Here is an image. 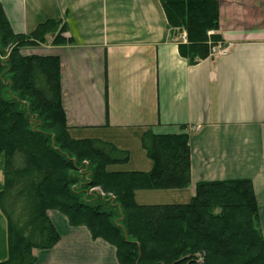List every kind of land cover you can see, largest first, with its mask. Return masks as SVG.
Instances as JSON below:
<instances>
[{"label": "crops", "instance_id": "obj_1", "mask_svg": "<svg viewBox=\"0 0 264 264\" xmlns=\"http://www.w3.org/2000/svg\"><path fill=\"white\" fill-rule=\"evenodd\" d=\"M0 3L16 33L45 19L57 22L52 39L60 30L64 42H52L44 54L59 57L70 135L100 138L130 153L126 163L108 170H150L152 161L140 144L144 131L186 128L190 184L137 190V203L187 202L198 182L248 179L264 237V0H216L217 32L226 49L194 63L179 53L186 33L168 24L160 0ZM1 213L0 261L8 252ZM48 216L60 239L48 249H34V264H120L114 246L93 238L85 226L70 225L55 210Z\"/></svg>", "mask_w": 264, "mask_h": 264}, {"label": "trees", "instance_id": "obj_2", "mask_svg": "<svg viewBox=\"0 0 264 264\" xmlns=\"http://www.w3.org/2000/svg\"><path fill=\"white\" fill-rule=\"evenodd\" d=\"M160 1L168 24L186 33L178 49L190 63L206 57L222 40L214 17L216 0ZM56 25L52 19L40 22L30 32L32 40L53 35ZM21 35L12 31L0 3V45L16 42ZM52 42H64L60 30ZM2 64L0 211L7 221L8 252L0 264H34V249H48L60 239L49 210L113 245L120 264H264L258 202L248 179L198 182L187 202L135 201L137 190L188 187L186 128L165 134L144 131L140 144L152 161L150 170H108L109 165L126 163L130 153L110 141L70 135L61 105L59 57L20 54L14 47L12 58ZM24 99L30 114L44 121L30 120L20 102ZM86 158L97 164L86 172L81 187L85 190L77 193L70 189L77 179L66 171H77ZM95 186L104 195L87 193Z\"/></svg>", "mask_w": 264, "mask_h": 264}, {"label": "rangeland", "instance_id": "obj_3", "mask_svg": "<svg viewBox=\"0 0 264 264\" xmlns=\"http://www.w3.org/2000/svg\"><path fill=\"white\" fill-rule=\"evenodd\" d=\"M37 24H39V23H37ZM37 24L31 30L20 33L22 35H21V37L16 38L17 39L16 42L12 43L11 39H10V40H6V42H4L5 44L0 45V47L2 49V51H0V62H1L0 64H2L3 62H4L3 64H7L8 58L9 57L12 58V49L14 47L18 48L20 54H44L45 53L44 50H46V48L48 49V45L52 46V35H46L44 37V39H41V38L35 39L34 38V40H32L33 39V35H31L30 32L35 29ZM11 29H12V27H11ZM3 31H4V29H3ZM12 31L15 32L13 29H12ZM24 41L26 43H23ZM46 54H48V53H46ZM0 72L5 73V68H4V70H1ZM15 94L12 93V96H15ZM20 102L22 104L26 105V111H27L26 113H27L28 117L30 118V120H32V122H35V121L42 122V121H44V117H38L36 114H30V108H28V105H27L25 99L24 100H20ZM52 122H54V121H52ZM52 132H54V131L52 130ZM133 155L135 156V154H133ZM72 159H73V161L76 160L74 157H72ZM96 164L97 163H96V161L94 159L86 158V159L81 160V163L79 165V169L77 171H66L68 176H71L72 178L77 179V184L71 185L70 189L74 190L77 193L81 192V190L83 192L85 189L84 188L81 189V187H83V183L82 182L89 176L88 173H86V172L92 170ZM115 168L118 169L119 165L118 166L117 165H113V166L109 165V169H115ZM120 168H127V166H120ZM3 179H4L3 157H2V155H0V186L3 183ZM91 191H96V192L100 193L101 195H104V193L100 190L99 186H95V187L89 188L87 190V193H90ZM82 198L85 199V200H88L87 196H84ZM153 201L158 202V203H154L153 202L154 204H161V203H163L162 201H170V200L158 199V200H153ZM260 232H261V230H260Z\"/></svg>", "mask_w": 264, "mask_h": 264}, {"label": "built area", "instance_id": "obj_4", "mask_svg": "<svg viewBox=\"0 0 264 264\" xmlns=\"http://www.w3.org/2000/svg\"><path fill=\"white\" fill-rule=\"evenodd\" d=\"M181 39L185 40V35H181ZM226 49V46L223 45L221 42H216L215 44H213L209 50V54H211L212 56L221 54L222 52H224Z\"/></svg>", "mask_w": 264, "mask_h": 264}]
</instances>
